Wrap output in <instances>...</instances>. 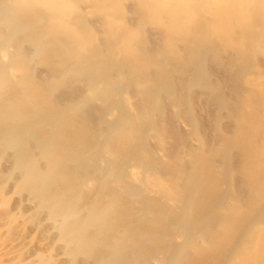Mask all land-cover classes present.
<instances>
[{"label":"bare ground","instance_id":"obj_1","mask_svg":"<svg viewBox=\"0 0 264 264\" xmlns=\"http://www.w3.org/2000/svg\"><path fill=\"white\" fill-rule=\"evenodd\" d=\"M0 264H264V0H0Z\"/></svg>","mask_w":264,"mask_h":264},{"label":"rangeland","instance_id":"obj_2","mask_svg":"<svg viewBox=\"0 0 264 264\" xmlns=\"http://www.w3.org/2000/svg\"><path fill=\"white\" fill-rule=\"evenodd\" d=\"M1 208V207H0ZM2 209V208H1ZM2 210H0V212H1Z\"/></svg>","mask_w":264,"mask_h":264}]
</instances>
